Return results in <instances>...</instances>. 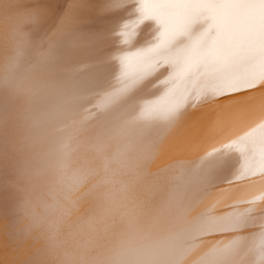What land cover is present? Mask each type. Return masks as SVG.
Masks as SVG:
<instances>
[{
  "label": "bare ground",
  "instance_id": "6f19581e",
  "mask_svg": "<svg viewBox=\"0 0 264 264\" xmlns=\"http://www.w3.org/2000/svg\"><path fill=\"white\" fill-rule=\"evenodd\" d=\"M0 264H264V0H0Z\"/></svg>",
  "mask_w": 264,
  "mask_h": 264
}]
</instances>
